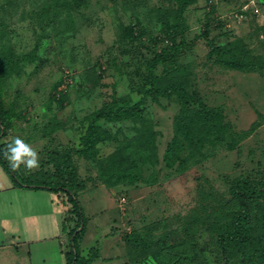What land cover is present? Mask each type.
Masks as SVG:
<instances>
[{"label": "rangeland", "instance_id": "374dc122", "mask_svg": "<svg viewBox=\"0 0 264 264\" xmlns=\"http://www.w3.org/2000/svg\"><path fill=\"white\" fill-rule=\"evenodd\" d=\"M178 16L185 32L176 36ZM237 56L254 68L231 67ZM151 75L153 85L183 84L221 110L225 138L198 135L188 145L176 129L183 104L175 94L147 95ZM126 96L146 99L141 117L97 121L102 132L91 154L74 153L82 182L74 191L87 218L82 256H94L92 264H222L217 236L240 210L237 179L260 188L255 210L264 232V0H194L183 8L179 0H60L53 8L51 0H0L7 115L0 147L20 137L39 156L32 171L20 165V178L53 175L50 152L82 149L94 114ZM174 138L178 153L168 166ZM12 185L0 164V264H67L66 195L18 194Z\"/></svg>", "mask_w": 264, "mask_h": 264}, {"label": "trees", "instance_id": "16d2710c", "mask_svg": "<svg viewBox=\"0 0 264 264\" xmlns=\"http://www.w3.org/2000/svg\"><path fill=\"white\" fill-rule=\"evenodd\" d=\"M58 1L60 0H51L52 8L53 2ZM192 1L194 0H179V6L183 8ZM39 16L40 21L47 24L46 20L50 19L48 17L53 16V12L48 13V16L43 14H39ZM178 22L179 26L175 33L176 36L185 32L184 21L180 16H178ZM205 28V36L208 38L209 28L208 26ZM208 42L210 41L208 40ZM215 51H218L222 55H229L231 52L226 47L216 48ZM165 52L164 50V58L166 56ZM240 58L239 56H237V59L232 58L233 60L230 62L231 67L238 69L254 68L250 62H243ZM152 76L154 77V75H151L147 83L148 85L150 83L152 85L147 90V95L152 99H158L159 96L170 97L175 94L177 99L183 104L181 113L176 117V129L188 145H195L198 135H200L199 140L201 142H209L211 137H215V142L222 141L225 138L230 125L223 123L221 110L208 106L197 90L190 91L183 84L174 83L165 89L160 88L159 85H153L154 80ZM144 99L142 98L138 102L131 103L130 96L115 98L98 110L93 116V121L89 124L86 135L83 137L82 149H71L64 153L57 150L50 152L49 162L54 164L56 172L53 175L52 173L49 174V176L44 178L45 180L32 181L31 179L20 178L17 170L10 168L8 160L3 156L4 149L0 147V164L13 178L16 185L31 189H48L52 192L64 193L66 195L67 198L64 201V230H66L67 224L73 223V227L68 231L69 243L66 248L67 264H92L95 259L94 256L86 258L80 253L79 242L87 218L79 197L74 191V188H80L82 185L77 176L74 153L87 157L91 154L92 146L97 142L102 132L101 126L96 124L97 121L124 122L138 120L143 113V105L146 102V99ZM190 105L194 106L193 110L190 109ZM193 111L195 115L190 116ZM6 116L0 100V138L4 134L3 125L5 124ZM148 137L152 140L151 133H148ZM177 144L178 140L174 138L166 151L165 161L168 166H171L170 161H174V155L178 153L176 150L179 144ZM128 145L133 146V143ZM128 145L122 148V152L128 149ZM233 191L240 203V210L231 223L217 236L219 261L222 264H264V232H261L257 226L261 219L255 210L258 204V194L261 193L260 188L255 182L237 179L233 183ZM80 226H83V228L78 230ZM237 251H241V254L239 255Z\"/></svg>", "mask_w": 264, "mask_h": 264}, {"label": "clouds", "instance_id": "9594fccd", "mask_svg": "<svg viewBox=\"0 0 264 264\" xmlns=\"http://www.w3.org/2000/svg\"><path fill=\"white\" fill-rule=\"evenodd\" d=\"M3 156L8 160L10 168L17 170L20 165H24L28 171L39 167V156L35 149L27 144L20 137L12 139L11 143L3 152Z\"/></svg>", "mask_w": 264, "mask_h": 264}, {"label": "crops", "instance_id": "0c3cea01", "mask_svg": "<svg viewBox=\"0 0 264 264\" xmlns=\"http://www.w3.org/2000/svg\"><path fill=\"white\" fill-rule=\"evenodd\" d=\"M10 189H12L13 191H18V194H19V193H21L22 190H24V189H31V188L20 187V186L16 185L15 182L13 181V185L9 188V190H10ZM2 190H6V189H2ZM53 193H54V192H53ZM20 195L23 197L22 194H20ZM59 196H60V195H59ZM37 197H38V196H37ZM48 205H49V203L46 202L45 206L48 207Z\"/></svg>", "mask_w": 264, "mask_h": 264}]
</instances>
